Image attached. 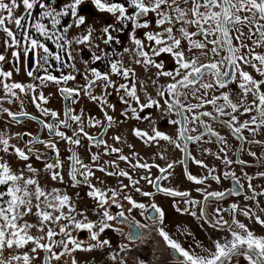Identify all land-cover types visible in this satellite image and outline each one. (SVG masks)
Returning <instances> with one entry per match:
<instances>
[{"label":"snow or ice","instance_id":"6c2138e0","mask_svg":"<svg viewBox=\"0 0 264 264\" xmlns=\"http://www.w3.org/2000/svg\"><path fill=\"white\" fill-rule=\"evenodd\" d=\"M84 3V0H70L66 3L62 9L57 11L55 7L43 2V0H0V29L6 34V37L10 38L3 41L4 45L8 48L16 47L18 48L21 44V39L17 37L14 32L6 26V23L15 24L17 29H21V37L24 41L23 55L28 56L29 51L38 52L42 50V54H39L36 60L38 67H43L47 64L48 58L52 53H50L49 48L40 39L41 37L47 40H55L56 46L59 49H63L65 45H71L72 41L67 39L65 35H56V26L60 24L61 18L66 15H71L73 17L72 24L67 25L64 28V33L75 25L79 28L86 24V18L84 15L78 13V7ZM91 3L95 8L103 13L111 14L118 23H130L131 33L129 34V39L131 41V48H124V52L133 51L138 57L135 60L137 64H143L145 71H147L149 66H153L157 69L156 76H164L170 78L169 83L163 86L164 90L158 91L157 96L164 98V105L167 106L168 111L175 109L176 116L175 120H171L170 123L173 125H179L178 135L176 140L166 135L163 132L158 131L153 128V136H148V133L142 132L139 129L134 130L137 137H148V139L161 138L168 140L170 143L175 144V147L180 148L181 151L187 152L189 141H200L204 135L216 136L218 140L223 142L224 138L219 135L218 132L214 131L213 127L205 121V117H209L213 120L219 117L228 116L229 120H221L220 123L226 124L228 127L232 128L235 133H240L242 129H248L249 131L255 133L261 126H264V79H257L253 77L248 71L243 70L242 65H251L261 77H264V54L256 53L252 48L249 47L244 42V37L246 36L248 40L252 41V44L258 47H264V0H125V2H118V0H91ZM38 4L39 6V16L34 18L32 14V9ZM127 4V7H126ZM191 5L188 7V5ZM22 5L24 13L26 15L16 16L14 10L19 9ZM183 5V6H182ZM129 7L132 11L129 13ZM151 13H155L154 23L160 29L157 31H149V20L147 19ZM45 19L49 20L51 23L52 31L49 30L47 25L43 22ZM165 25H167L165 27ZM190 28H195V31H191ZM244 28H247V33L244 32ZM143 29L144 39L138 38L137 30ZM114 30V25L109 23L105 25L100 31L107 38L103 40L105 45H108L114 37L111 32ZM94 29L89 26L87 34H83L80 38L75 40L76 44H86L91 42ZM31 33H34L31 34ZM197 36L202 37V40L195 39ZM253 37H256L253 39ZM63 40L64 43L61 44L59 41ZM186 41V46H185ZM234 41L238 43H234ZM119 43V41H117ZM209 45L211 47L209 48ZM97 47H99L97 45ZM148 49V50H146ZM193 49H198L201 54L207 55V51L212 53L213 59L208 63H201L198 61L197 57L194 55H186V51L191 53ZM242 49H248L247 53L242 52ZM162 53L169 54L170 58L175 62V68L173 71H163V64L157 62L153 57H160ZM11 55L13 57L19 58L20 53L18 51H12ZM69 58H71V52L68 53ZM219 57V59H216ZM55 60L60 62L61 57L59 54L55 55ZM102 56L93 53L92 59L94 61L101 60ZM6 57L0 55V61H4ZM41 61L43 63H41ZM110 73L116 75H122L124 78H128L130 75L134 76V72L126 67H123L118 60H109ZM74 67V65H73ZM91 79L87 80V85L84 89V94L93 101L100 100L101 103H105L102 97H97L91 95L88 91L92 85L96 82H102L105 88L112 86L113 81L110 79L109 72L98 71L97 68H90ZM29 77L33 76V72L29 71L27 73ZM0 76L9 78L12 76V72L0 70ZM205 77H208L205 80ZM42 82L44 80L54 81L59 83L60 81L74 80L75 77L71 74L62 75L59 78L47 74L43 77H36ZM156 83V81H153ZM233 85L238 86L239 92L236 95L240 98L239 103L234 102L231 98L230 91H224L225 89H230ZM6 92L11 93L13 96L16 93L14 89H19L24 92L26 87L34 91V86L29 84L25 86L22 83H4L3 85ZM192 89L193 96L200 102L195 104H185L182 102L181 97H186L185 92L181 89ZM120 89L124 90V93L136 104L139 105V110L141 113L145 109H151L153 106L159 108L160 103L156 99L148 98L146 102L141 103L139 96L137 95L135 83L131 84V87L120 84L117 91ZM219 89V95H213L210 99H207L208 90ZM61 94L64 95L65 99L73 97L74 94L79 95V90L75 88L64 87L60 89ZM200 92V96H196V93ZM254 97L253 103L248 105L245 103V99L248 94ZM39 99L45 101L43 94L40 95ZM124 100V97L121 96ZM36 97L33 96V102L35 103ZM258 101V103L256 102ZM46 102V101H45ZM124 103L128 105V101L124 100ZM211 105L215 112L210 111H199L194 110L201 109L204 105ZM131 107V105H128ZM37 107H40L37 104ZM243 107V113H240V108ZM7 111V109H5ZM45 114L48 113L47 109L43 110ZM255 111V115H251L250 119L245 120L242 123L238 122V113L243 115L245 113H252ZM71 109H66L65 116H68ZM137 109H132L133 116H136ZM185 113H190L191 115H186ZM9 115H13L9 113ZM19 115H27V113L21 112ZM55 111L51 112L52 117H57ZM108 121L112 120L111 116L105 113ZM15 118V117H14ZM71 120L80 121L81 117L72 115ZM137 119L140 117L137 116ZM199 122L200 127L203 131L196 136L186 135L189 131V124ZM89 123H93L90 119ZM99 123V121H95ZM65 128L69 127L67 120L60 121ZM238 125V126H237ZM250 125H255V127H250ZM50 132H55V135L61 137L62 139L68 140L72 144L79 145L80 140L74 139L77 135L73 132V136H66L63 131L58 130V126L52 123H46L44 125ZM195 131V129H191ZM79 132L83 135L88 136L84 132L83 127L79 128ZM89 140L93 139L88 137ZM35 139V138H34ZM119 140V137H116ZM178 141H184L183 148ZM31 143V142H29ZM98 143H103V141H98ZM0 144L3 145V150L8 151L9 141L0 137ZM48 147L56 150V145L48 143ZM113 152L119 151V149H112ZM223 151V148H221ZM31 152V149H29ZM15 154L22 160L28 161L29 156L20 148H15ZM255 155V153H250ZM121 160H126L127 157L120 156ZM39 159V155L37 156ZM74 160L75 164H80L81 168H84L81 161L75 156L70 157ZM93 160L96 159L95 156L92 157ZM225 163H232L227 157H224ZM238 163H244V161L238 160ZM183 163V161H181ZM195 163L202 165L203 162L196 160ZM60 166L59 156L57 154V159L55 164H45V169L47 171H52L54 168ZM139 166L141 168H148V164L133 165V167ZM172 165L169 164L168 168ZM104 171L103 168L100 169ZM28 171L30 173H36L37 169L28 165ZM161 172L165 170L160 169ZM69 175L72 177L73 181L76 180V169L70 167ZM91 171L87 172V176H91ZM112 175V173H109ZM120 176L129 177V174L125 171L119 172ZM185 175L187 179L194 181L196 183H202L201 180L197 179L196 176L190 174L185 167ZM229 175L228 173L224 174ZM259 175L264 176V173H259ZM246 178L250 181L251 177ZM219 182V177H213ZM52 180H63V177L59 172L52 171ZM143 179L148 180L151 184L152 180L148 177H143ZM157 180L160 177L156 178ZM131 181V177H129ZM233 180L235 184H239V180L235 178L233 174ZM131 183L136 184L138 181H131ZM0 186H4L5 190L0 191V252L5 248L12 249L23 248L29 242H32L36 247L32 248V252H35L37 248H42L46 252L51 253V259L59 260L64 254L63 252L57 253L54 251V246L59 244L64 248L66 252H72L76 249L88 250L92 248L103 247L109 245L110 242L107 239L100 240L99 234L104 232L105 229L110 228L112 225L108 221L117 220L121 223H127L129 227V233L127 239L129 240H142L141 229L149 227L147 224H142L140 221L134 218L129 221L128 217L125 216L123 211L117 213L116 216L110 214V212L105 209L103 212V219L99 222V231H96L97 225L91 221H87L85 217L84 221L76 220L74 216L68 214L66 215L63 211L65 206H68L69 213L74 211V208L69 204L70 198L65 195H59L58 189L53 188L51 193H47L40 185L37 179L23 177V174H15L9 165L5 163H0ZM30 187L34 190H30ZM124 187H127L126 185ZM241 187H243L241 185ZM248 188L252 189V184H248ZM137 192L140 191L139 188L136 189ZM163 191L168 192L173 195H187L186 193H174L171 189H163ZM232 195H238L239 193L235 189L231 190ZM49 195L52 199L49 200ZM90 197L98 200V206H103L107 203V197L105 193L101 190L92 186V190L88 192ZM142 195L149 196L151 193L143 192ZM224 192H212L208 193L205 197L207 200L208 196L215 197L217 199L223 198ZM256 195H264V193H255L251 197L246 196L245 199H256ZM117 192L111 190L112 203L116 204L115 197ZM43 198V200H42ZM131 205L128 212L131 213L133 208H144L143 204L137 203L132 199L131 196L124 197ZM35 201V203H33ZM186 203L195 204V201H186ZM41 204L44 207H41ZM119 208V204H116ZM156 213L159 214V221L162 223L164 218L163 211L155 204L151 205ZM231 211L233 213L231 219V225H235L237 230H233L229 222L223 220L222 217L217 219V221L212 225L213 227H227L231 239L226 240L224 243L220 241H214V250L203 249L204 254H197L187 250L181 245L177 240L172 239L169 234L164 230L163 227L157 226L156 230L159 236L163 239L164 244L177 254L176 261L177 264H231L234 256H243V259L247 261V264H264V236H257L248 227L241 223L235 218V213L240 211L244 216H255L256 223L264 226V219H261L259 215L251 213L250 210L239 209V206L235 203L230 205ZM179 210V209H178ZM35 211V215L39 218L40 231H44V225L48 222H60L61 220H66L67 224H61L59 228V233L63 234L67 239L61 240L59 242L53 239L57 235L52 228L47 229V237L49 243H41L42 237H34L29 234V230L37 227L35 224L28 222L19 223V220L23 217L31 214ZM220 210L217 209V212ZM261 211H264L262 209ZM54 213H58L55 214ZM83 215V213H80ZM143 215V213H141ZM195 215V213H193ZM204 210L201 209V216H204ZM148 219L153 221V224H157L156 216H149ZM69 225L73 226L77 230L86 229L90 234V239L96 241L95 244L90 245L89 248L83 249L82 242H78L72 236L69 229ZM119 231V230H118ZM69 244L72 248H69ZM121 250L127 248V245H121ZM115 260L116 257L113 255L110 257ZM23 260V264H30V257L27 253L20 256H11L8 260L0 259V264H11L12 261H16L17 264ZM46 259V264L49 258ZM72 264H76L73 259ZM120 264H126L123 259ZM137 264H145L143 260H139Z\"/></svg>","mask_w":264,"mask_h":264},{"label":"rangeland","instance_id":"374dc122","mask_svg":"<svg viewBox=\"0 0 264 264\" xmlns=\"http://www.w3.org/2000/svg\"><path fill=\"white\" fill-rule=\"evenodd\" d=\"M19 2V0H18ZM43 2L51 5L52 7H55L57 11L62 9L66 3H69L70 0H43ZM118 2H125V0H118ZM183 6V5H182ZM191 5L189 4L188 7ZM127 7V4H126ZM39 6L38 4L32 9L33 17L36 18L39 16ZM132 9L129 7V13H131ZM78 13L80 15H84L86 18V24L80 26L77 28L75 25H73L67 33H64V28L72 24L73 17L71 15H66L61 18V22L59 25L56 26L55 33L56 35H65L67 39L72 41V44L65 45L63 49H59L56 46V42L54 40H50L52 42V47L49 48V51L52 52L53 58L47 62V64H44L43 68L45 67L50 72L51 75H54L56 77H60L62 75H68L71 74L75 77L74 80L67 81L66 84H64L65 87L68 88H79L80 92H83L85 83H87L88 79H91V73L90 68L95 67L99 71V68H102V66L105 64L106 69L104 72L110 73V64L109 60H118L121 62L123 67L129 68L134 72V76L130 75L128 78H124L122 75H116L110 73V79L113 81L112 86L107 87L103 90V94L100 95L105 103H101L100 100L94 101L95 103H98V109L102 111V113H107L108 116L112 117V120L110 121L111 128L107 136V142H108V149L112 148V146H117L116 137H118V134L120 133L118 131L119 128V122L118 118L121 117V114L124 116V124H123V131L122 134L125 135V138L127 141H130V128H131V119H132V113L129 111L130 109H125L126 113L124 114L123 107L126 105L124 103V100H127L129 104H134L135 102L132 101L125 93L123 89L119 88L120 84H125L129 87H131L132 83H135L136 85V91L138 92L137 95L140 98L141 103H144L147 101L148 98L156 99L159 101L160 105L163 102L162 97L157 96L158 91L163 90V86H165L167 83L171 82L170 78L160 76L157 77L156 71L157 69L153 66H149L147 71H145V68L143 64H137L135 63V60L138 58L136 57L135 53L133 51L124 52V48L128 47L131 48V41L129 39V34L131 33V25L130 23H118L115 18L108 13H103L98 11L95 6L91 3V0H84V3L78 7ZM14 14L16 16L19 15H26L24 13L22 5L19 9L14 10ZM155 13H151L149 17L147 18L149 20V31H157L160 30L154 23ZM50 31H52L51 23L49 20L45 19L43 21ZM113 24L114 30L111 32L114 39L109 42L108 45H105L103 43V40L107 37L104 36L101 33V29L107 25V24ZM7 27L10 28L14 34L17 35L19 39H21V44L18 48L13 47L9 50L8 47H6L3 43L5 39L10 38L6 37V34L3 32V30H0V50H4L6 53L11 54L14 50H19L21 54L23 53L24 49V41L21 37V29H17L14 22L13 23H6ZM91 26L94 29L91 42L86 44H76L75 40L80 38L83 34H87L88 27ZM167 25H165L166 27ZM191 31H195V28H190ZM245 33H247V28L243 29ZM145 30L138 29L137 30V36L138 38L144 39L143 32ZM34 35V33H31ZM256 37H253L255 39ZM195 39L202 40V37L197 36ZM119 41V43H117ZM50 42V43H51ZM244 42L249 45L250 48H252L256 53L260 54L261 47L255 46L252 44L251 40H248L247 37H244ZM59 43L63 44L64 41L61 40ZM234 43H238L234 41ZM46 44V43H45ZM97 45L99 47H97ZM253 45L254 48L251 46ZM186 46V41H185ZM211 45H209V48ZM148 50V49H146ZM69 51L71 52V58H69ZM39 54H42V50H38ZM38 52H35L36 60L38 57ZM242 52L247 53L248 49H242ZM93 53L97 55H101L102 58L99 61H94L92 59ZM7 54V55H8ZM59 54L61 57L60 62H57L55 60V55ZM186 55H194L197 57L198 61L201 63H208L213 59L212 53L210 51H207V55L201 54V51L198 49H193L191 53H188L186 51ZM23 56H21L22 59ZM153 59L157 60V62L163 64V71H173L175 68V62L173 59L170 58L169 54L162 53L160 57H153ZM216 59H219V57H216ZM41 63H43L41 61ZM74 65V67H73ZM6 68L12 70L13 64L8 63L5 64ZM39 68L36 64L35 70L33 72V75L35 74L36 69ZM244 69H246L244 67ZM45 74V73H44ZM49 74V73H48ZM45 75H41L40 77H43ZM32 77V76H31ZM153 81H156V83H153ZM47 83L41 84V87L46 88V94L44 93L43 96L46 98L45 101H41V105H47L44 109L50 108L51 110L55 112H59L60 110V100L55 93L57 86H63L60 81L59 83H56L54 81H46ZM4 83L11 84V79L4 78L0 80V97H5L3 99V103L6 105L7 111H5L2 116H0V137L3 139H7L10 142L17 143V138L14 136V131L16 128L12 126V122L9 121L7 118L9 112H19V111H33L36 112L32 106V89H28L26 87L24 92H19V97L21 98L18 103H10L7 104V102H11L12 96L11 94L7 93L3 87ZM33 85L34 82H26L24 83L25 86L27 85ZM40 85V84H39ZM94 88V87H93ZM95 89V88H94ZM212 90H209V97L210 92L212 93ZM214 91V90H213ZM43 92V91H42ZM49 92V93H48ZM92 95L96 96L97 92H90ZM200 92L196 93V96H198ZM186 94H188V97L190 99H194V96L192 94V89H186ZM201 95V94H200ZM199 95V96H200ZM86 95H83L85 97ZM121 96L124 97V100L121 99ZM198 101V100H197ZM83 104L89 105V101H87V96L81 101ZM195 99L193 101H190L188 104L194 103ZM200 102V101H198ZM122 108V109H121ZM43 109V110H44ZM121 109V110H120ZM41 110V116L44 119H47L46 114L44 111ZM166 110V109H165ZM164 110V113L166 112ZM121 111V114H119ZM156 111H159L157 118L161 117L163 114V108L156 107ZM196 111V110H194ZM89 114L90 112L86 111L84 115L81 116V119L79 122L74 123L70 128L67 130H62L66 136L70 135L74 130L78 128V126L86 124L89 120ZM120 115V116H119ZM32 123L30 121H26L23 125H31ZM193 129V126L189 124V130ZM61 131V130H59ZM43 137H47L46 134L43 135ZM56 140H58L57 143L61 145V150L59 153V160H60V166L57 168H54L52 171H57L60 173V175L63 177V180H52L51 175L52 171H47L45 169V164H55L56 160L52 162L50 159L44 161V160H37L33 158L32 156H29L28 161H22L16 154L15 151H7L5 152L3 150V145L0 144V163H7L11 170L17 174H23V177L25 179L27 178H33L37 179L41 185V187L47 192L51 193L52 189H58L59 195H67L70 200L69 204L74 208V211L69 213L68 206H65L63 208V211L66 215L70 214L75 217L76 220L84 221L85 217L87 218V221H91L94 224L97 225L96 231H99V222L103 219V212L105 209H107L111 215V208L110 204L112 203V197H111V190H115L117 192V196L115 197L116 203L119 204L124 211V214H132L137 216L138 218L140 215L138 214V211H141V208H133L132 212L129 213L128 209L132 207V205L124 198L125 196H131L132 199L136 202H139V200L135 199L136 193L132 191V184L131 181H138V188H146V184L148 183V180L143 179V177H148L149 179L153 176L149 171L150 169L141 168L138 167L135 169L133 167L135 160L129 156V154H124L122 156L127 157L126 160H121L117 154H114L113 156H107L106 157V164L108 166V169L106 172L101 171L100 169H96L91 171L92 175L89 177L90 184L88 186H78L76 184H72L65 178V171L66 167L68 166V157L65 160V150L63 149L65 139H62L61 137L56 135ZM199 143L192 142L191 147L198 145ZM47 145V144H46ZM45 145V146H46ZM57 145V144H55ZM10 146V145H9ZM173 143H170V151L171 156L170 159L173 161V159L176 158V155L173 150ZM118 152V151H117ZM67 156V155H66ZM69 156V155H68ZM79 160L82 162H86L88 159L90 160V155L82 150L78 156ZM180 165V162H175L174 165ZM28 165H31L32 167L37 169L36 173H30L28 171ZM104 165V163H102ZM178 165V166H179ZM125 171L129 174V177H131V181L129 180V177L120 176L119 172ZM180 172V169H175V175L178 176V173ZM109 173H112V175H109ZM57 181L59 182V185L57 186ZM174 181H176V178L173 174H170L169 178L166 181L167 186L173 185ZM127 187H124V186ZM144 185V186H143ZM92 186L95 188L101 190L105 193V196L107 197V203H105L103 206H98V200L94 199L93 197H90L88 195V192L92 190ZM174 188V187H172ZM182 188V187H181ZM181 188H176L177 191H181ZM126 189V190H125ZM30 190H34L30 187ZM49 200L52 199V196L49 195ZM43 200V198H42ZM165 200V199H164ZM160 200V204H158L159 208L164 213V218L162 223L159 221V218L157 219V224L154 225L153 222L147 221L146 218L142 217L141 215V222L143 224H147L149 227L144 228V236L142 240H139L137 242H131L125 239V225L124 223L118 224L116 220L108 221L112 226L110 228L105 229L104 232L99 234V239L109 240L110 244L105 245L103 247H96L92 248L90 251L88 250H81L76 249L72 252H66L62 246L59 244L54 246V251H56L58 254L63 252L64 254L60 257V259L57 261L55 259H51V253L46 252L42 248H37L35 252H32V248L36 247V245L32 242H29L27 245H25L23 248H15L12 249L5 248L2 252H0V259L8 260L11 256H20L21 258L25 253H27L30 257V264H44V254L47 253V256L49 258L48 264H72L73 259L76 261V264H120V261L123 259L126 261V264H137L139 260H143L145 264H177L176 256H169L164 261L163 255L166 251V245L163 242V239L159 236L156 228L157 226L163 227L164 230L169 234V236L177 240L183 247H185L187 250L191 252H195L197 254H204L203 249H209L214 250V241H220L221 243H224L226 240H230L229 236L225 232L219 233H206L199 229V224L196 215H193L195 213V207L190 208L187 213L182 211L183 208L180 206H177L173 200L174 198L171 197L169 200L164 201ZM35 203V201H33ZM146 206H144V210L150 206V203H154L153 201L148 202ZM155 204V203H154ZM41 207L43 208L44 205L41 204ZM179 209V210H178ZM142 212V211H141ZM80 213H83V215H80ZM58 214V213H54ZM141 214V213H140ZM114 216V215H113ZM131 219V217H129ZM133 219V218H132ZM137 220V219H136ZM28 222L31 224L37 225V227L32 228L29 230V234L34 237H42L41 243H49L48 237H47V229L50 227L54 232L57 233L56 236L53 237V239L57 242L61 240H66L67 238L63 236V234L59 233V228L61 224H67L68 222L66 220H61L60 222H48L44 225V231H40V224H39V218L35 215V211H33L31 214L23 217L19 220V223ZM71 233V236L77 240L78 242H82L83 249L89 248L90 245H93L96 243V241H92L90 239V234L86 229L83 230H77L73 226L69 225L68 229ZM119 230V231H118ZM121 245H127V248L123 251L121 250ZM151 248V255L148 252V248ZM69 248H72V245L69 244ZM115 256L116 259L113 260L110 257ZM151 256L153 259H151ZM240 259L242 261L241 264H247V261L243 259V256H234L232 259L231 264H239L237 260ZM11 264H17L16 261H12ZM19 264H23V260L19 262Z\"/></svg>","mask_w":264,"mask_h":264},{"label":"flooded vegetation","instance_id":"af4514ba","mask_svg":"<svg viewBox=\"0 0 264 264\" xmlns=\"http://www.w3.org/2000/svg\"><path fill=\"white\" fill-rule=\"evenodd\" d=\"M45 40L46 39L42 40V42H44ZM251 46L254 48L253 45ZM10 49L11 48H9V50ZM15 51H18L20 53L19 58L13 57L11 54L6 53L4 50H0V55H4L6 57L4 61H0V70L12 72V76L8 79H11V82L13 83L24 84L28 81L34 82V91L32 90V98L33 96H35L36 101L34 103L32 100V106L36 112L19 111L16 113L12 112L13 115L8 114L7 118L10 122H12V126L16 128L13 133L17 138V143H9V152L13 150L15 151V148H20L25 151L28 156H32L35 159H37V156L39 155L40 160L46 161L50 159L52 162H54L57 159V154L59 156L61 145L57 143L58 140H56L55 132H50L44 125L46 123H52L53 125L58 126V130L64 131L74 125V123H77V121L71 120L70 117L72 115L81 117L86 111H88L90 112L88 122L84 124V126H78V128L73 131L77 133V135L73 138L80 140L79 145L72 144L68 140H65L63 146V149L66 152L65 160L67 157L69 159V161L67 162L68 166L66 167L65 171V178H67V180L72 184H76L78 186H88L90 184V176H87V180H85L87 172L101 168L104 169L103 172H106L108 169V166L106 164V157L108 155L113 156L114 154H117L118 156H122L124 154H129V156H131V158L135 160L134 165L148 164L149 167L146 169H150L149 172L153 175L150 178L152 180V183H147L145 186L146 188H139V192L136 191L139 185L132 184V191H134L136 193V197H138L135 199L139 200V202L137 203L146 206L147 204H149L148 202L153 201L155 205L158 206V204H160V200L165 199L164 201H167L171 197H173V201L177 203L176 205L183 208L182 211L186 213L190 208L195 207V215L197 217L200 230L211 234L219 233V231L225 232L230 239L231 234L227 227H213L212 225L217 221V219L221 217L223 220L228 221L229 225H231V219L233 215L230 208L231 204L235 203L239 206V209L250 210L251 213H255L256 215H259L261 219H264V211H261L262 209H264V195H256V199L254 200L245 199L246 196L251 197L253 195V192L257 194L264 193V176L259 175V173H264V126H261L255 133L249 131L248 129H242L240 133H235L233 129L228 127L226 124L220 123L221 120H229L230 117L223 116L219 117L216 120L205 117V121L213 127L214 131L218 132L219 135L224 138L223 142L218 140L216 136L204 135L200 141H189L187 152L181 151V149L175 147L174 144L173 150L176 158L171 161L170 142L168 140H164L161 138L148 139V137H137L134 133V130L139 129L142 132L148 133V136H153L154 133L152 130L153 128H155L158 131L165 133L173 140H176L179 125H173L172 123H170L171 120H175L178 118L176 116L175 109H173L172 111H168L167 106L164 105V98H162L163 102L161 103V107L163 108L164 115L157 118L158 116H160V114H158L159 111H156L155 106H153V108L151 109H145L143 113H141L138 104L128 103V105H131V107H129L128 105H124V114L126 113L125 109H130L129 111L131 113L133 108L137 109L136 116H133L132 114L131 119V140L127 141L125 135L122 134L124 128V116L120 111L119 114H121V117L118 118V131L120 133L118 134L119 140L116 141V144L118 145L112 146V148L108 149L109 147H107V136L111 128L110 121L107 120L105 113H102V111L98 109V103H95L93 100L89 99L87 95L86 96L87 101H89V105H86L85 103L83 104L81 102L86 97H83V95H85L84 90L83 92H80L79 88L72 87L79 90V95L74 94L73 97L65 99L64 95L61 94L60 89L65 87L64 84H66L67 81H61V84H63V86H57L55 90V93L60 100V110L59 112H56L58 114L57 117L51 116V112L53 110H51L50 108H46L48 110V113L46 114L47 119H44L41 116L40 111L47 106L41 105V102L39 100L40 95L44 93L46 94L47 91L45 87H41V84L44 85V83H47V80H44L42 82L36 77L46 75V73H51L47 69L45 71V67H39L36 69L35 74L32 77H29L27 73L29 71L34 72L36 67L35 51H32L34 53L33 58L30 57L31 50L29 51L27 57H25L23 53L21 54L19 50ZM260 54H264V47H261ZM21 56H23L22 59ZM7 62L13 64L12 70L6 68L5 64L7 65ZM30 64L32 67H30ZM242 67L243 70L248 71L251 75H253V77L257 79H264V77H261L259 73L253 67H251V65H242ZM244 67L246 69H244ZM106 68L107 67L104 64L102 68H99V71L104 72ZM4 78L5 77L0 76V80ZM207 79L208 77H205V80ZM86 85L87 83H85L84 89ZM104 89V84L98 81L90 88H88V91L92 93L97 92L96 96L101 97L100 95L104 93ZM18 90L19 89L13 90L16 93L15 96L7 92L12 96L11 102H7V104H15L20 101L21 98L19 97ZM213 90L212 93L210 92V97L208 93L206 97L207 99H210L213 95L220 94L221 90ZM181 91L185 92L186 94V89H181ZM224 91H230L233 101L239 103L240 98L236 95V93L239 92L238 86L233 85L230 89H225ZM200 94L201 93H199L198 96ZM4 98L5 97H0V116H2L6 109V105L3 103ZM194 99L195 102L191 104L198 103L195 97ZM194 99H190L188 97V94H186V97H181L182 102L185 104H188ZM253 100L254 97L251 95V93H249L245 99V103L251 105L253 103ZM256 102L258 103V101ZM37 104H39L40 107H37ZM66 109H71V112L68 116H65ZM164 110L166 111L165 113ZM199 111H210L213 112V115H215V112L211 105L206 104L203 108L196 110V112ZM21 112L27 113V115H19V113ZM239 112L243 113V107L240 108ZM185 114L191 115L190 113ZM237 115L238 122L242 123L245 120L250 119L251 115H255V111L250 114L245 113L243 115H240L238 113ZM137 116H139L140 118L137 119ZM90 119L93 121V123L91 124L89 123ZM62 120H67L69 127L65 128L62 124H60V121ZM26 121H30L32 124L23 125ZM95 121H99V123H95ZM190 125L193 126V129H195V131H192L190 129L186 133V135L196 136L203 131V129L199 125V122ZM80 127H83L84 132H86L88 136H85L83 135V133L79 132ZM250 127H255V125H250ZM73 132L68 136H73ZM44 134L47 135L46 138L43 137ZM88 137H92L93 139L89 140ZM98 141H103V143H98ZM49 142L52 144H57L56 150H53L52 148L47 146ZM178 142L181 144V148H183L184 141ZM192 142H198L199 144L191 147ZM113 148L119 149V151L113 152ZM221 148H223V151H221ZM29 149H31V152H29ZM82 150L87 152L91 157L90 160L88 159L86 162L81 163L86 166L84 168H81L80 164H75L74 160L70 159V157L73 156L78 158ZM250 153H255V155H251ZM93 156L96 157L95 160L92 159ZM225 156L228 160L232 161V163H225ZM196 160L202 161L203 164L200 165L195 163ZM238 160L244 161V163H238ZM181 161H183V163H181ZM175 162H180V165H174ZM102 163H104V165H102ZM169 164L172 165L171 168H168ZM70 167L76 169L75 181H73L72 177L69 175ZM138 167L139 166H136L135 169H137ZM185 167L190 174L196 176L197 179L202 181V183L198 184L187 179V176L185 175ZM162 168L165 170L164 172L160 171V169ZM178 168L180 169V172L178 173V176H176L174 173L175 169ZM225 173H228L229 175L225 176ZM170 174H173L176 178V181H174L172 185V187L174 188L166 185V181L169 178ZM233 174L235 175V178L239 180V184H235L233 180ZM245 174L247 175V177H251L250 181L246 178ZM157 177H160V179L157 180ZM213 177H219V182H217V180ZM249 183L252 184V189L248 188ZM58 185L59 182L57 181V186ZM241 185L243 187H241ZM178 187H182L181 191H177L176 188ZM163 189H171L174 193H186L187 195H173L163 191ZM233 189H235V191H237L239 194L232 195L231 190ZM4 190L5 187L0 186V191ZM218 191H222L225 193L223 198L217 199L215 197L208 196L207 200H205V197L208 193ZM143 192H149L151 193V195L144 196L142 195ZM186 201H195L196 203L190 204L186 203ZM154 203H150V206H148V208L145 210L142 208V212L138 211V214L140 215L139 218L132 214H127L125 216L128 217L129 221L134 218L135 220L137 219L138 221H140V223L143 224V222H141L140 214L143 213L142 217L146 218L147 221L153 222L151 219H148L149 216H156L157 219L159 218V214L156 213L155 210L151 207V205H153ZM116 204H110L111 212L114 216H116L118 212L123 211V208H118ZM201 209L204 210V216H201ZM217 209H219L220 211L217 212ZM129 217H131V219ZM235 218L241 223H244L248 227V229L251 230L255 235L264 236V226L256 223L255 216L250 215L246 217L242 215L240 211H237L235 213ZM116 222H118V224H121V222L117 220ZM124 225L126 231L125 239L131 242L139 241L127 239L129 227L127 223H124ZM231 227L233 228V230L239 231V229L235 228V225H231ZM140 231L143 237L145 230L141 229ZM151 248L153 249V246L148 248V252L150 255ZM171 255L177 256L176 253L166 247V251L163 255L162 260L164 261ZM151 259H153L152 256ZM237 262L239 264L242 263L240 259H238Z\"/></svg>","mask_w":264,"mask_h":264},{"label":"crops","instance_id":"0c3cea01","mask_svg":"<svg viewBox=\"0 0 264 264\" xmlns=\"http://www.w3.org/2000/svg\"><path fill=\"white\" fill-rule=\"evenodd\" d=\"M41 40H44L45 38H43V37H41L40 38ZM51 41L50 40H45L44 41V43H46V46H52L53 44H52V42L50 43ZM48 48H52V47H48ZM53 49V48H52ZM50 53H52V52H50ZM53 54V53H52ZM53 58V55H50L49 56V58H48V61H50L51 59ZM50 72H53V71H51V70H49Z\"/></svg>","mask_w":264,"mask_h":264},{"label":"water","instance_id":"95a60500","mask_svg":"<svg viewBox=\"0 0 264 264\" xmlns=\"http://www.w3.org/2000/svg\"><path fill=\"white\" fill-rule=\"evenodd\" d=\"M33 56H34V53L31 51L30 57L33 58ZM30 67H32L31 64H30ZM46 257L48 258L47 253L44 254V264H46V259H45ZM47 264H48V262H47Z\"/></svg>","mask_w":264,"mask_h":264}]
</instances>
